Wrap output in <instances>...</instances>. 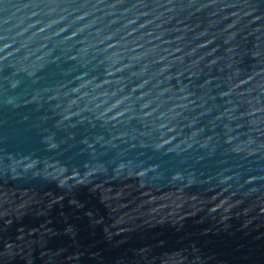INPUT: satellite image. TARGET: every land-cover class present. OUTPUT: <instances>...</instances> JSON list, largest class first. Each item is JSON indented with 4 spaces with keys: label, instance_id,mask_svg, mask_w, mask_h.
<instances>
[{
    "label": "water",
    "instance_id": "1",
    "mask_svg": "<svg viewBox=\"0 0 264 264\" xmlns=\"http://www.w3.org/2000/svg\"><path fill=\"white\" fill-rule=\"evenodd\" d=\"M0 198L264 238V0H0Z\"/></svg>",
    "mask_w": 264,
    "mask_h": 264
}]
</instances>
